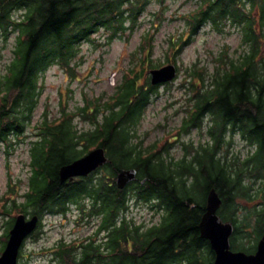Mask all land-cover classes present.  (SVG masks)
Listing matches in <instances>:
<instances>
[{
	"label": "trees",
	"instance_id": "16d2710c",
	"mask_svg": "<svg viewBox=\"0 0 264 264\" xmlns=\"http://www.w3.org/2000/svg\"><path fill=\"white\" fill-rule=\"evenodd\" d=\"M148 2L0 0V41L15 35L0 77V144L7 155L30 120L40 73L53 64L71 72L80 44L98 30L112 39L133 29ZM184 19L185 29L166 41V61L151 58L152 33L146 31L113 92L104 100L103 95L84 100L75 115L88 129H79L66 112L38 124L28 148L27 187L11 207L40 219L73 206L77 221H96L81 240L61 239L47 249L50 264H211L213 251L198 229L211 188L221 199L217 214L233 224L231 249L255 250L264 233V0H196ZM206 24L215 30L235 26L238 46L220 48L211 66L193 62L187 68L179 126L163 141L144 144L137 123L159 88L149 83L147 69L174 64L176 53ZM193 129L202 132L198 139L181 141L180 154H170L172 140ZM235 136L250 146L244 156L230 150ZM95 147L105 150L103 166L86 177L60 180V166ZM124 168H134L136 176L119 189L116 175ZM131 201L148 204L158 220L145 224L128 217ZM12 219L6 221L0 252Z\"/></svg>",
	"mask_w": 264,
	"mask_h": 264
},
{
	"label": "rangeland",
	"instance_id": "374dc122",
	"mask_svg": "<svg viewBox=\"0 0 264 264\" xmlns=\"http://www.w3.org/2000/svg\"><path fill=\"white\" fill-rule=\"evenodd\" d=\"M195 6L196 0H163L162 2L149 0L138 15L133 29L125 30L124 34L112 39H108V33L104 30H98L92 35L90 41L80 44L77 56L71 63V72L67 73L60 66L53 64L40 73L38 78L40 93L24 132L19 138H14L8 155L5 153V146L0 144V244L7 219L19 212L17 208L11 207L12 201L21 202L22 194L27 187L28 148L30 140H33L36 135L38 124L45 118L47 121L59 119L62 112H66L71 115V122L79 129H88V123L75 115L84 100L102 95L104 100L113 92L123 72L137 56L140 38L146 31L152 33L151 58L156 62L166 61V41L170 36L178 35L185 29L184 15ZM14 37L15 35L11 34L5 42L0 41V47L2 46L0 77L5 73L6 64L12 57ZM190 39L173 58L177 68L176 76L167 82L168 84L159 85V88L151 93L138 120L137 133L144 144L158 139L163 141L171 128L179 126L185 105L187 68L193 62L207 63L211 66L212 57L220 48L227 46L233 50L238 46L240 33L230 24L222 26L221 30H215L206 24L200 27ZM168 56H170L169 53ZM112 73L114 75L110 83L109 77ZM201 131L193 129L187 134L180 133L177 139L172 140L170 154L178 156L181 141L197 140ZM201 138L204 139L203 136ZM249 147L240 137L235 136L230 150L244 156L249 151ZM240 203L247 207L253 204L244 201ZM6 206L9 207L7 212L4 211ZM126 215L136 222L142 221L145 224L154 223L159 217V214L152 211L148 204L134 201L129 203ZM77 220L78 211L73 206L64 214L42 215L35 236L26 239L23 244L22 261L19 258L18 262L50 264L51 257L46 250L59 240H81L93 232L95 219L89 223Z\"/></svg>",
	"mask_w": 264,
	"mask_h": 264
},
{
	"label": "water",
	"instance_id": "95a60500",
	"mask_svg": "<svg viewBox=\"0 0 264 264\" xmlns=\"http://www.w3.org/2000/svg\"><path fill=\"white\" fill-rule=\"evenodd\" d=\"M177 73L176 65L168 63L148 70L149 83L160 85L170 82ZM112 73L109 77L112 82ZM108 161L105 150L95 147L85 155L60 166L58 175L61 181L72 180L76 177H86ZM136 176L134 168L120 169L116 175V186L122 189L127 183L133 181ZM221 199L214 188L207 194L205 212L198 223L199 235L208 240L213 251L211 264H264V233L258 238L255 250L246 253L241 250H232L230 237L233 232V224L228 220H222L217 214ZM39 217L32 215L25 217L23 214L16 216L3 251L0 254V264H17L19 248L25 239L37 226Z\"/></svg>",
	"mask_w": 264,
	"mask_h": 264
},
{
	"label": "flooded vegetation",
	"instance_id": "af4514ba",
	"mask_svg": "<svg viewBox=\"0 0 264 264\" xmlns=\"http://www.w3.org/2000/svg\"><path fill=\"white\" fill-rule=\"evenodd\" d=\"M33 140H34V139H33ZM33 140H30V142H32ZM20 214H23V213L18 212V214H16V215L13 216V217L8 215V216H9V218H8V220H7L8 223H9V221L13 218V219H12L13 222H11L12 224L10 223L11 226H10L9 229H8V236H9V231H10V229H11L12 226H13V223H14V221H15L16 216H18V215H20ZM23 215H24V214H23ZM24 216H25V217H31L32 215H30V216H28V215H24ZM39 226H40V222H38V224H37V226L35 227V229H34V230H33V231H32L27 237H25V239L23 240V242H22V244H21V246H20V248H19V251H20V249L22 248L23 244L25 243L26 239H28V238H30V237H33L34 232H36V231L38 230ZM3 234H4V233H3ZM4 236H5V235H4ZM4 236H3V237H4ZM8 236H7V239H8ZM3 237H2V238H3ZM7 239H6V241H7ZM2 251H3V250H2ZM2 251H1V252H2ZM1 252H0V254H1ZM18 254H19V252H18ZM18 259H19V258H18V255H17V264H18Z\"/></svg>",
	"mask_w": 264,
	"mask_h": 264
}]
</instances>
